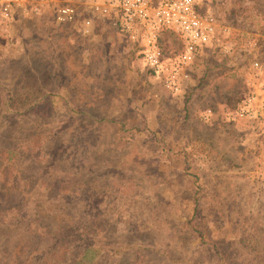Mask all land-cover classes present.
Returning <instances> with one entry per match:
<instances>
[{"label":"rangeland","instance_id":"374dc122","mask_svg":"<svg viewBox=\"0 0 264 264\" xmlns=\"http://www.w3.org/2000/svg\"><path fill=\"white\" fill-rule=\"evenodd\" d=\"M92 1L0 0V82L38 106L0 126V264H264V0H206L177 89Z\"/></svg>","mask_w":264,"mask_h":264},{"label":"built area","instance_id":"2783aa9c","mask_svg":"<svg viewBox=\"0 0 264 264\" xmlns=\"http://www.w3.org/2000/svg\"><path fill=\"white\" fill-rule=\"evenodd\" d=\"M91 8L114 16L116 27L138 44L149 69L166 75L170 89H177L178 76L184 75L202 48L216 37L217 20L206 0H94ZM7 10L8 5L2 6V11ZM76 15L69 4L57 9V19L63 22H72ZM167 34L177 44L173 51L166 46ZM254 66L261 70V63L254 62Z\"/></svg>","mask_w":264,"mask_h":264},{"label":"trees","instance_id":"16d2710c","mask_svg":"<svg viewBox=\"0 0 264 264\" xmlns=\"http://www.w3.org/2000/svg\"><path fill=\"white\" fill-rule=\"evenodd\" d=\"M3 83H4L3 81L0 82V89H1L0 90V96L3 99V101H4L3 103L5 105V107H4L5 109L3 108L2 111H1V113H0V126H2V122H4L3 119L5 117H7V115H10L9 118H11L13 121H17L15 119V117H17L18 115H20L22 117H28V116L31 115L30 110H32V109H38V106L33 105V104H30V105H28V106L25 107L23 105L24 102L21 99V97H23V94H20L19 95V93L17 94L15 91L9 92L7 90V88H6L7 86L5 84H3ZM24 122L25 121H23V123ZM6 130H8V131H4V132L6 133V135L10 136V140H14L16 142H14V141H8L9 143H11L13 145H12V147L9 146V145H6L4 147L5 151L7 153H12V152L17 153V152H20L19 150L21 149V147L23 145V140H21V138L19 137V135L20 134H23L22 133V130L18 126H14L13 123L8 124V127L6 128ZM13 134H17V138H16V136H15V138H12ZM60 145H62V143L56 142L55 145L52 147V150H53L52 153H54L55 150H57L58 148H60L61 147ZM43 147L44 146L41 143H39V141H35V142H33V144L31 146L30 145H27V147L24 148V150L27 149V151H30L31 148H32L31 151H34L35 152V155H36V158H37V156L40 155V153L42 152L41 149ZM23 152L24 151H21L20 153H23ZM54 155H57V153H54ZM73 156L75 157V154H73ZM82 157H83V154L80 155L79 159L82 158ZM84 162H86V160H84ZM35 215H36V212H35ZM40 217H42V218H46L47 217V218H50V219L51 218L52 219L55 218L54 215H52L50 213H47V214L44 215L43 212L40 213ZM21 226L22 225H19L18 227H14L11 231H17ZM3 230L6 231L7 229H3ZM30 235H31L30 236L31 237V240H28V238H27L26 243L25 244L23 243L22 244V247L19 248V250H23V249H25L28 246L29 243H33L34 241L32 239H35V237L40 236V239H41V237L45 236L46 234H44V233L37 234V232L31 231ZM65 236H66V239L65 240H67V238H69V240L72 239V238H70V237H72V233L71 234H66ZM3 238L5 240H7L8 239V235H3L2 237H0V247H3V245L6 242L5 240H2ZM2 251L4 252V254H6V249H4ZM86 251H87V249H85L84 252H86ZM3 264H8V263H7V261H5ZM74 264H77V263H75V261H74Z\"/></svg>","mask_w":264,"mask_h":264}]
</instances>
